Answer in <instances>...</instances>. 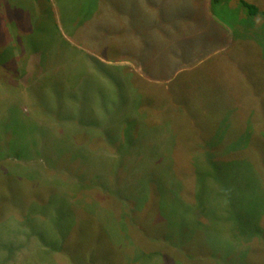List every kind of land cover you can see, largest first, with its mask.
I'll return each mask as SVG.
<instances>
[{"label": "rangeland", "instance_id": "obj_1", "mask_svg": "<svg viewBox=\"0 0 264 264\" xmlns=\"http://www.w3.org/2000/svg\"><path fill=\"white\" fill-rule=\"evenodd\" d=\"M239 1L0 0V264H264V0Z\"/></svg>", "mask_w": 264, "mask_h": 264}, {"label": "trees", "instance_id": "obj_2", "mask_svg": "<svg viewBox=\"0 0 264 264\" xmlns=\"http://www.w3.org/2000/svg\"><path fill=\"white\" fill-rule=\"evenodd\" d=\"M218 1H220V0H211V2H210V5H215ZM240 2V6L246 11V13L248 14V15H251V16H253V15H256V13H258V9H257V7H255L254 5H252V4H249L248 2H246V1H243V0H240L239 1ZM263 16H264V13H263ZM176 37L178 38V35H176ZM182 44H184L183 42H181V44H179V45H175V47L176 48H178V47H180L181 49H182ZM161 47L162 46H160V49H161ZM169 51H171L170 53L169 52H167L166 50H165V53H164V56L162 57L161 56V61H157V62H155V64L153 65L154 67H156V66H158L161 70H163V67H168L169 66V59H168V56L169 55H174V56H177V55H179L180 54V52L177 54L176 53V51L175 50H173V49H171V50H169ZM169 61V62H168ZM163 66V67H162ZM142 69V68H141ZM197 207V206H196ZM259 215H261V213L259 214Z\"/></svg>", "mask_w": 264, "mask_h": 264}, {"label": "crops", "instance_id": "obj_3", "mask_svg": "<svg viewBox=\"0 0 264 264\" xmlns=\"http://www.w3.org/2000/svg\"><path fill=\"white\" fill-rule=\"evenodd\" d=\"M26 4V3H25ZM26 6V5H25ZM11 22V21H10Z\"/></svg>", "mask_w": 264, "mask_h": 264}, {"label": "bare ground", "instance_id": "obj_4", "mask_svg": "<svg viewBox=\"0 0 264 264\" xmlns=\"http://www.w3.org/2000/svg\"><path fill=\"white\" fill-rule=\"evenodd\" d=\"M151 1V0H150Z\"/></svg>", "mask_w": 264, "mask_h": 264}]
</instances>
